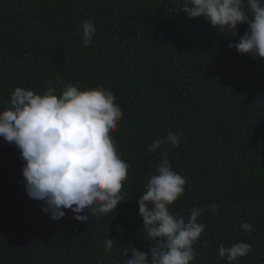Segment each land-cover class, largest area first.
<instances>
[{"label":"trees","instance_id":"obj_1","mask_svg":"<svg viewBox=\"0 0 264 264\" xmlns=\"http://www.w3.org/2000/svg\"><path fill=\"white\" fill-rule=\"evenodd\" d=\"M178 2L0 0V113L16 88L43 95L51 85L59 97L66 86L102 87L122 110L110 136L128 165L115 209H86L87 223L64 210L54 221L27 195L20 152L0 137V264H120L128 245L147 252L139 200L165 154L186 180L172 215L187 222L192 209L218 205L198 217L205 230L191 264H229L219 247L240 242L251 251L233 264H264V59L229 47L247 24L226 36L176 14ZM85 21L96 28L87 47ZM168 133L178 146L148 151Z\"/></svg>","mask_w":264,"mask_h":264},{"label":"clouds","instance_id":"obj_2","mask_svg":"<svg viewBox=\"0 0 264 264\" xmlns=\"http://www.w3.org/2000/svg\"><path fill=\"white\" fill-rule=\"evenodd\" d=\"M173 11L185 13L189 19L203 18L219 33H231L230 37L238 35V25L247 24L249 31L229 47L241 55L264 59V5L259 0H247V11L242 0H179ZM95 33L94 24L85 21V47ZM55 91L51 85L43 95L16 88L10 106L0 113V137L20 152L27 195L43 202L42 211L50 214V219L59 221L65 217L64 210H71L77 221L87 223L89 216L80 215L86 209L94 217L115 209L122 200L119 190L128 165L110 136L122 110L113 93L102 87L79 91L66 86L59 97ZM162 143L178 146L179 134L168 133L165 141H153L148 151L155 153ZM156 172L139 200L144 222L141 233L146 234L141 236L148 251L128 245L121 250L125 259L120 264H191L193 246L205 230L197 223L198 217L207 211L218 214V205L212 204L192 209L187 222L172 215L169 206L184 194L186 180L171 170L166 154ZM242 227L253 231L250 224ZM103 243L112 246V237L107 235ZM250 251L251 245L243 242L229 248L220 245L219 256L233 264Z\"/></svg>","mask_w":264,"mask_h":264}]
</instances>
